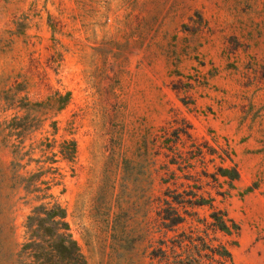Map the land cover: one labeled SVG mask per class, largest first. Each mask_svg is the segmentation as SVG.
<instances>
[{
  "label": "rangeland",
  "instance_id": "obj_1",
  "mask_svg": "<svg viewBox=\"0 0 264 264\" xmlns=\"http://www.w3.org/2000/svg\"><path fill=\"white\" fill-rule=\"evenodd\" d=\"M40 204L89 264H264V0H0V264Z\"/></svg>",
  "mask_w": 264,
  "mask_h": 264
},
{
  "label": "trees",
  "instance_id": "obj_2",
  "mask_svg": "<svg viewBox=\"0 0 264 264\" xmlns=\"http://www.w3.org/2000/svg\"><path fill=\"white\" fill-rule=\"evenodd\" d=\"M177 137L179 138V135ZM70 145L69 153H63V155L65 158L72 160L76 154V144L71 142ZM15 154H20V151H15ZM13 166L18 167L20 165L14 163ZM217 175L231 182L240 179V171L237 167H220L214 177L217 178ZM22 180L27 183L25 185L27 190H31L32 193L39 191L29 185L26 179ZM183 202L181 201V203ZM208 202L204 198L189 201L190 204L196 206H204ZM164 203L171 205L168 200H165ZM171 210L174 213L168 214ZM164 212H166V215H162V212H160V216H162L161 218L164 221V228L173 230L174 227L184 222V218L172 206ZM67 218V211L59 204L37 205L27 218V239L19 254L21 264H89L77 241L73 238ZM211 218L214 220L212 224L214 228L227 235H231L239 229L238 225L232 220H229L223 213L214 212ZM171 244L172 246L168 247V249L172 251V254L175 255L176 250L181 249L187 256L183 258L182 255L176 254L174 256L175 261H173L172 256L168 254V249L165 250L163 247H160L159 254L162 262H165V264H194L193 261L188 262L191 257L190 249L193 244V238L191 236L182 234L178 241H174ZM211 253L226 259L231 258V253L225 246L212 249Z\"/></svg>",
  "mask_w": 264,
  "mask_h": 264
}]
</instances>
